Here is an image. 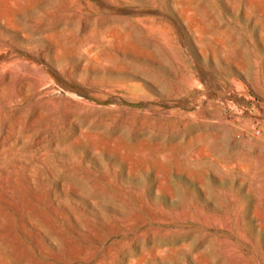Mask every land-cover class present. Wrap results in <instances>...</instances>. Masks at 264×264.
Masks as SVG:
<instances>
[{
	"label": "rangeland",
	"instance_id": "374dc122",
	"mask_svg": "<svg viewBox=\"0 0 264 264\" xmlns=\"http://www.w3.org/2000/svg\"><path fill=\"white\" fill-rule=\"evenodd\" d=\"M0 264H264V0H0Z\"/></svg>",
	"mask_w": 264,
	"mask_h": 264
},
{
	"label": "bare ground",
	"instance_id": "6f19581e",
	"mask_svg": "<svg viewBox=\"0 0 264 264\" xmlns=\"http://www.w3.org/2000/svg\"><path fill=\"white\" fill-rule=\"evenodd\" d=\"M50 57V52H47L46 54H43L42 55V58L43 59H47ZM39 58V57H38ZM25 59H28V60H34V62L36 61V58H25ZM57 63L55 65L51 64L52 66H54V68L63 76H65V81H66V84H61L60 81L58 80H54L55 83H57L61 88H64L66 91L68 92H74V93H77L79 92L80 90L75 88V87H72L70 86L69 84H67L68 81H75V80H78L79 82H82L80 81L81 79L84 78V74H83V71L84 69L86 68V66L84 65V67H79V68H76V69H70L69 67H67L66 65L62 64V62H58V59H56ZM35 64V63H34ZM37 66V65H36ZM28 69V68H27ZM42 72V71H41ZM27 73V72H26ZM29 74V79L32 80V81H36L39 85H40V82L38 81L41 77V73L36 71V70H31L28 72ZM51 75V74H50ZM44 76V75H43ZM234 81V80H233ZM53 82V81H52ZM124 82V81H123ZM123 82H114V83H111V85L109 86L108 88V93L112 94V95H118V96H132L133 98L137 99L138 97H140V94L136 92V88H139V87H134V86H128L126 85L125 83ZM83 84H85V82H83ZM39 85L33 90L35 91L36 93L39 92ZM45 85V84H44ZM90 86H93V83L91 82L89 84ZM30 85L29 84H25V87H24V90L25 91H28ZM45 87V86H44ZM102 90H106V88H102ZM88 92L90 91L91 93L92 92H96L97 90H87ZM220 92V91H219ZM218 92V93H219ZM228 92V91H227ZM46 93V92H45ZM52 93V91H51ZM47 94V93H46ZM48 94H49V91H48ZM233 94V93H232ZM70 96V95H69ZM49 97V96H48ZM73 97V96H72ZM76 97V96H75ZM74 97V98H75ZM137 97V98H136ZM220 97L221 98H226V97H232L231 94H226V93H221L220 94ZM201 98V96L197 98V100ZM219 99L218 101L221 102V104L224 106V108L227 110L228 107H230L228 105V100L224 101L222 99ZM233 99V98H232ZM138 100V99H137ZM200 100V99H199ZM214 101V100H213ZM88 103V102H87ZM201 103V102H199ZM199 105V104H198ZM239 102H237V106H236V110H239ZM194 111V110H193ZM195 112V111H194ZM225 112V111H224ZM222 122H225L227 120V116L222 113ZM230 116V115H229ZM239 116V115H238ZM209 122V121H208ZM229 129V127H228ZM244 133H241L239 135V140L244 143L245 142V139H244ZM246 137V136H245Z\"/></svg>",
	"mask_w": 264,
	"mask_h": 264
}]
</instances>
